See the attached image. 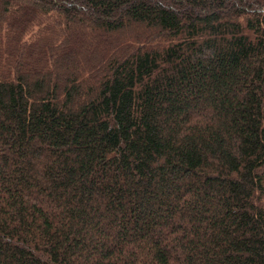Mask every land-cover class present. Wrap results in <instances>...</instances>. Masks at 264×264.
Here are the masks:
<instances>
[{
  "label": "trees",
  "instance_id": "1",
  "mask_svg": "<svg viewBox=\"0 0 264 264\" xmlns=\"http://www.w3.org/2000/svg\"><path fill=\"white\" fill-rule=\"evenodd\" d=\"M0 264H264V0H0Z\"/></svg>",
  "mask_w": 264,
  "mask_h": 264
},
{
  "label": "rangeland",
  "instance_id": "2",
  "mask_svg": "<svg viewBox=\"0 0 264 264\" xmlns=\"http://www.w3.org/2000/svg\"><path fill=\"white\" fill-rule=\"evenodd\" d=\"M126 38V36H124V38L122 40H124Z\"/></svg>",
  "mask_w": 264,
  "mask_h": 264
}]
</instances>
